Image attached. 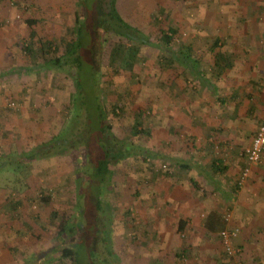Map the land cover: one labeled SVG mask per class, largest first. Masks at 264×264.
<instances>
[{"label": "rangeland", "instance_id": "1", "mask_svg": "<svg viewBox=\"0 0 264 264\" xmlns=\"http://www.w3.org/2000/svg\"><path fill=\"white\" fill-rule=\"evenodd\" d=\"M116 7L155 45L142 44L143 59L117 70L111 47L127 41L113 31L100 33L94 55L101 100L114 137L157 156L136 153L109 166L103 198L112 254L120 264H264V154L249 167L237 197L219 193L235 185L264 119V0H117ZM77 11V0H0V264H72L56 249L51 213L74 212L76 177L89 164L78 148L21 157L69 120L76 124L72 76L43 64L71 38ZM27 19L36 23L28 26ZM169 27L176 33L163 39L161 30L170 33ZM46 39L59 51L40 52ZM26 42L33 55L22 49ZM180 44L190 47L214 93L170 61L169 49ZM218 52L225 57L220 71L214 67ZM136 118L140 133L133 131ZM218 164L224 172L213 171ZM84 198L94 200L88 193ZM210 210L223 229H238L230 252L220 231L203 226ZM86 217L90 224L92 211ZM179 220L185 222L181 232ZM86 261L83 252L80 263Z\"/></svg>", "mask_w": 264, "mask_h": 264}, {"label": "trees", "instance_id": "2", "mask_svg": "<svg viewBox=\"0 0 264 264\" xmlns=\"http://www.w3.org/2000/svg\"><path fill=\"white\" fill-rule=\"evenodd\" d=\"M117 0H77V13L70 30V39H62L60 53L44 62V69H64L72 76V85L75 92L70 94L71 114L76 120H69V126L60 129L47 141L31 148L28 153L21 158H40L52 154L54 148L70 150L78 148L83 152L88 166L82 169L76 177L77 188L74 212L70 215L57 216L52 212L51 216L56 221L55 245L60 257L68 259L72 264H81L83 252L86 253V264H120L119 260L112 254L111 248V227L107 206L104 202V190L109 182V166L133 154H148L156 157L157 154L149 153L143 147L132 145L124 140H119L111 133V124L106 118L105 112L108 110L107 104L103 103L100 96L99 75L97 68L99 61L94 55V50L100 48V33L102 31H113L127 41L116 43L110 50V62L118 63L117 70H131L135 63L143 59L138 53V48L142 44L155 45L150 41L149 36L127 23L119 14L116 7ZM92 6V7H91ZM90 7V8H89ZM92 20V22H91ZM86 21L90 24V29H86ZM28 26L36 23L34 19L26 20ZM87 24V27H89ZM169 32L161 30L163 39L170 40L176 33V29L169 27ZM36 35L33 29L29 32V38ZM89 36V37H87ZM91 38V41L86 40ZM166 44L168 41H165ZM59 45L52 40L40 41V52H50L53 48L59 51ZM84 48L88 52L85 53ZM22 49L26 54L33 55L34 50L31 42H26ZM170 61L177 60L184 68L189 69L198 82L206 84L209 91L215 92V86L209 85L207 79L197 68V60H194L190 47L180 44L169 49ZM87 57L84 59V57ZM218 59L215 60L214 67L220 71L222 69L220 59L225 57L222 53H216ZM223 66V65H222ZM208 84V85H207ZM90 92V94H88ZM115 106H110L109 111L116 114ZM140 120L136 118L133 124L134 133H140ZM67 130L71 132L66 136ZM96 149V152H94ZM56 153V152H55ZM58 153V152H57ZM177 162V161H176ZM182 168H189L188 162H177ZM214 164V163H213ZM220 164V162H219ZM213 165V171H221V167ZM238 186H233L231 194L223 193L224 199H228L235 194ZM92 195L94 200L87 203L85 196ZM46 198V197H44ZM45 200V199H44ZM92 211V222L87 223V212ZM185 222L178 221V231L184 230ZM206 231L210 233L223 230L224 222L215 211L210 210L203 223ZM88 244L85 248V239ZM83 248L85 250H83ZM25 264H34L27 261Z\"/></svg>", "mask_w": 264, "mask_h": 264}, {"label": "built area", "instance_id": "3", "mask_svg": "<svg viewBox=\"0 0 264 264\" xmlns=\"http://www.w3.org/2000/svg\"><path fill=\"white\" fill-rule=\"evenodd\" d=\"M264 154V119L257 130V132L253 135L251 143L249 147L245 150V160L246 165L242 169L241 173L236 178V185L240 187L244 181L246 176L249 172V167L252 164L257 163ZM238 229H232L231 231L228 230H221L219 232V236L223 240V243L226 245V249L230 252L229 240L232 236L235 235Z\"/></svg>", "mask_w": 264, "mask_h": 264}, {"label": "crops", "instance_id": "4", "mask_svg": "<svg viewBox=\"0 0 264 264\" xmlns=\"http://www.w3.org/2000/svg\"><path fill=\"white\" fill-rule=\"evenodd\" d=\"M197 166H199V164L197 163L194 167L196 168ZM200 169L201 170H204L205 171V169L204 168H202V167H200ZM224 170H225V167H221V171L220 172H224ZM230 171V170H229ZM219 171H217V173H218ZM205 173H207V172H205ZM217 182V181H216ZM217 185H219V187H223V185L222 184H220V183H218ZM232 185V184H231ZM232 186H234V185H232ZM230 189H232V187L230 186V187H227V189L226 190H224V191H221V190H219V193L221 194H223V193H230L231 194V190ZM239 192H241V191H239ZM237 190H236V192H235V194H232L229 198H232V197H234L236 194H238L239 193ZM240 196V195H239ZM235 197H237V195L235 196ZM234 197V198H235ZM228 198V199H229Z\"/></svg>", "mask_w": 264, "mask_h": 264}]
</instances>
